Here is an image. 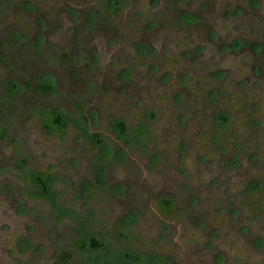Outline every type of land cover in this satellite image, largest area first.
Listing matches in <instances>:
<instances>
[{
  "label": "rangeland",
  "instance_id": "rangeland-1",
  "mask_svg": "<svg viewBox=\"0 0 264 264\" xmlns=\"http://www.w3.org/2000/svg\"><path fill=\"white\" fill-rule=\"evenodd\" d=\"M262 51L264 0H0V264H264Z\"/></svg>",
  "mask_w": 264,
  "mask_h": 264
},
{
  "label": "trees",
  "instance_id": "trees-1",
  "mask_svg": "<svg viewBox=\"0 0 264 264\" xmlns=\"http://www.w3.org/2000/svg\"><path fill=\"white\" fill-rule=\"evenodd\" d=\"M214 99L215 100H213V101H214V103H216L217 102L216 98H214ZM46 117H47V120L44 121V123L50 130H58V129H61V127H63V125L61 123V116H58L55 113L51 112ZM118 126L122 130L124 129L123 123H119ZM228 127H229L228 117L225 114L220 115L219 122L216 125L217 132H222V131L225 132V131H227ZM136 134H137L138 138L141 139L142 142H144V143L146 142V136H148L147 131H145L142 127H139ZM85 135H86V133H85ZM46 179H49V177ZM36 181H37L36 188H35L37 191L36 193L41 194V195L49 194L48 193L49 190L47 189L46 183L42 179H36ZM161 210H163V212L166 214H173V213H177L179 211V208H172V206L169 203H165V205L161 206ZM93 246H97V244H93ZM63 256H64V258L71 257V255H69V254H64Z\"/></svg>",
  "mask_w": 264,
  "mask_h": 264
},
{
  "label": "flooded vegetation",
  "instance_id": "flooded-vegetation-1",
  "mask_svg": "<svg viewBox=\"0 0 264 264\" xmlns=\"http://www.w3.org/2000/svg\"><path fill=\"white\" fill-rule=\"evenodd\" d=\"M249 46H250V48H251V50L252 51H257V48L258 47H261V45L260 44H257V43H252L251 44V42H248L247 40H244V39H235V41L234 42H232V44H231V46H230V49H231V52H233V51H236V50H238V49H244L245 51L249 48ZM248 47V48H247ZM263 48V47H262ZM251 51V52H252ZM264 51H262V53L260 54V60L259 61H261V64L262 65H264V53H263ZM257 69V68H256ZM262 69L264 70V66H262V68H258V71L260 70V71H262ZM227 74H229V72L228 71H221L220 73H218L217 75H216V78H220V80L221 79H226L227 78ZM44 91H48L49 90V88H42ZM215 93H217V92H215ZM53 112V111H52ZM51 113V112H50ZM53 113H55L56 115H58L56 112H53ZM49 114V113H48ZM47 114V115H48ZM46 115V116H47ZM59 116V115H58ZM84 117V116H83ZM216 126V125H215Z\"/></svg>",
  "mask_w": 264,
  "mask_h": 264
}]
</instances>
